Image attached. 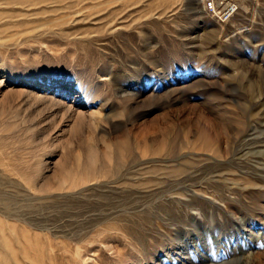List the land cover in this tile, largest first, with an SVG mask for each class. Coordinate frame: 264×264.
Returning a JSON list of instances; mask_svg holds the SVG:
<instances>
[{
	"label": "rangeland",
	"instance_id": "rangeland-1",
	"mask_svg": "<svg viewBox=\"0 0 264 264\" xmlns=\"http://www.w3.org/2000/svg\"><path fill=\"white\" fill-rule=\"evenodd\" d=\"M228 1L0 0L17 264H264V0Z\"/></svg>",
	"mask_w": 264,
	"mask_h": 264
},
{
	"label": "built area",
	"instance_id": "built-area-1",
	"mask_svg": "<svg viewBox=\"0 0 264 264\" xmlns=\"http://www.w3.org/2000/svg\"><path fill=\"white\" fill-rule=\"evenodd\" d=\"M205 9L213 15L218 22L229 21L237 11V5L228 0H203Z\"/></svg>",
	"mask_w": 264,
	"mask_h": 264
},
{
	"label": "bare ground",
	"instance_id": "bare-ground-1",
	"mask_svg": "<svg viewBox=\"0 0 264 264\" xmlns=\"http://www.w3.org/2000/svg\"><path fill=\"white\" fill-rule=\"evenodd\" d=\"M252 90H254V87H252ZM0 264H17V262L15 261L12 255L9 242L4 238V236L2 237L1 233H0Z\"/></svg>",
	"mask_w": 264,
	"mask_h": 264
}]
</instances>
